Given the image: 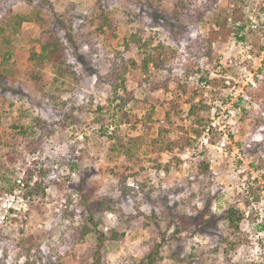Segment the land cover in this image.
Here are the masks:
<instances>
[{
    "label": "rangeland",
    "instance_id": "rangeland-1",
    "mask_svg": "<svg viewBox=\"0 0 264 264\" xmlns=\"http://www.w3.org/2000/svg\"><path fill=\"white\" fill-rule=\"evenodd\" d=\"M236 4L0 0V264H149L148 254L154 264H264V0H247L236 24L228 19L210 57L199 50L216 15ZM48 31L64 44L71 75L36 66ZM131 36L167 48L156 76L170 81L152 92L131 70L125 85L136 101L124 105V122L100 81L140 61L124 47ZM191 71L182 82L197 91L194 117L177 90ZM196 117L206 123L200 133ZM28 128L40 147L13 161ZM33 161L44 194L30 204L19 182ZM229 207L243 214L238 236L222 219ZM207 210L217 223L204 230Z\"/></svg>",
    "mask_w": 264,
    "mask_h": 264
},
{
    "label": "trees",
    "instance_id": "trees-1",
    "mask_svg": "<svg viewBox=\"0 0 264 264\" xmlns=\"http://www.w3.org/2000/svg\"><path fill=\"white\" fill-rule=\"evenodd\" d=\"M247 0H236L237 4L233 9L230 15H226L225 12H221V14L216 15L218 19L221 21L216 22V28L211 29L209 31L208 37L201 38L199 41V50L201 53H205L204 55L210 57L211 54V44L217 40L224 38L227 34H229L228 19L232 20L233 25L236 24L240 20L239 16V8L245 5ZM260 11H263L261 8ZM23 19V18H20ZM23 21V20H22ZM0 31L2 28L0 26ZM44 39L40 45V52L35 54V64L36 66L42 67L45 64L50 65V67L54 70L55 74L58 77H65V75H71L72 72L69 69V65L66 63V48L64 44L61 42L60 38L53 32L48 31L44 34ZM124 47L126 51H128L131 47L137 48L141 58L139 62H136L133 59L127 60L122 64V67L118 70H112L110 74L101 78L100 84L105 86V92L107 94V100L109 105H113L112 107L117 111L114 115L120 117V121H129L127 116L128 114L124 112V105L128 103V101H136L131 92L126 89L125 85V77L128 73L132 71L137 72V75L144 77V83L148 84L150 87V91H158V90H168L169 79H160V76L157 77V73L163 71L165 63L169 60V52L167 48L158 43L155 46H152L148 42H143L141 38L137 36H131L130 39L125 41ZM33 59V58H32ZM154 73V74H152ZM195 74L196 72H187V74L183 75L181 80L177 81V90H179V95L182 97L187 95L185 103L189 104L188 116L194 117L196 115V105L193 103L194 96H196L197 91L193 89H189L187 82L189 74ZM74 75V73H73ZM191 92V94H190ZM176 105V104H175ZM173 109H166L164 111V116L167 121H171ZM195 119V118H194ZM195 124L200 128L198 133L205 130L206 123L203 118L196 117ZM31 128L22 129L19 133L21 137H25L26 143L22 146L20 151H16L11 149V156H8L13 161H15L16 156L19 157L23 161L24 156L31 155L34 153L40 146L41 143L38 139L31 140ZM158 141V140H157ZM163 143V144H162ZM162 146L165 145V149L168 151L172 150L175 147L173 142H164L161 140ZM10 145V144H9ZM8 145V147H10ZM119 151L120 148H117ZM113 151H115V147H113ZM121 151V150H120ZM124 151V150H123ZM125 154L128 152L125 150ZM10 159V160H11ZM33 164L27 166L24 170L22 180L19 182L21 186L22 197L24 199H28V202L32 204L37 197H40L44 194V190L42 187L41 177L43 176V170H37L36 163L38 161H33ZM243 218V214L234 207L227 208L222 215V219L225 221L227 229L230 231V234L233 236L240 235V224ZM217 218L211 213L209 210L202 216L201 225L204 226V230H206L207 224H215L217 223L215 220ZM184 218H182V221ZM183 224H187L183 222ZM182 223L175 226L173 230V236L176 233H179V227H181ZM216 229V228H214ZM208 237H211L212 234H206ZM227 241V240H225ZM236 241L230 242L231 246L236 245ZM224 242V240L222 241ZM229 244V242H228ZM157 254H148L145 260L148 261L149 264H154L157 261Z\"/></svg>",
    "mask_w": 264,
    "mask_h": 264
}]
</instances>
